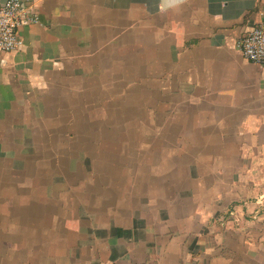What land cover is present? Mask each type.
<instances>
[{"label": "crops", "instance_id": "obj_1", "mask_svg": "<svg viewBox=\"0 0 264 264\" xmlns=\"http://www.w3.org/2000/svg\"><path fill=\"white\" fill-rule=\"evenodd\" d=\"M33 2L0 56V264H264V65L237 46L264 0ZM105 98L129 121L88 139Z\"/></svg>", "mask_w": 264, "mask_h": 264}, {"label": "built area", "instance_id": "obj_2", "mask_svg": "<svg viewBox=\"0 0 264 264\" xmlns=\"http://www.w3.org/2000/svg\"><path fill=\"white\" fill-rule=\"evenodd\" d=\"M38 20L33 0L0 2V56L18 48L22 43L20 29ZM237 46L247 60L264 65V18L241 35Z\"/></svg>", "mask_w": 264, "mask_h": 264}, {"label": "rangeland", "instance_id": "obj_3", "mask_svg": "<svg viewBox=\"0 0 264 264\" xmlns=\"http://www.w3.org/2000/svg\"><path fill=\"white\" fill-rule=\"evenodd\" d=\"M100 104L101 105V100H99ZM124 101H126L125 99H122L121 100V109H118V102L117 101H114V99L112 98H105L104 101H103V107H104V114H99V115H90L89 118L93 119V122L95 123H98L100 125V128L101 126H103L102 129L98 130V131H89L88 132V139L89 138H93V139H96V138H100V139H105V140H108V139H111L113 137V134L114 135H117V132L115 131H112L111 130V125H121L123 126L126 122L129 121V116L126 113H123V104H124ZM139 102V100L137 101V103ZM117 107V109H115ZM101 110V108L99 109V111ZM115 110L117 111V113H115ZM120 110V112H119ZM75 117V116H74ZM139 117V116H138ZM139 121V119L137 120V122ZM127 125V124H126ZM110 126V127H109ZM107 128L109 130H104L102 131L104 128ZM124 133L120 135V137L123 139H127L128 136H129V131H123ZM122 133V132H121ZM155 133V132H154ZM131 138H136V140H144L145 139V132L144 131H141V130H136L134 132H131ZM111 166H113L112 164H110ZM122 166V170H123V166H125V170H127L129 167V163L128 162H125L124 164L122 163L121 164ZM104 182H108V181H112V180H102ZM123 182L125 181L127 183V179H123L122 180Z\"/></svg>", "mask_w": 264, "mask_h": 264}]
</instances>
